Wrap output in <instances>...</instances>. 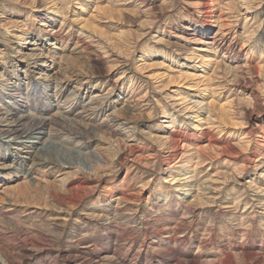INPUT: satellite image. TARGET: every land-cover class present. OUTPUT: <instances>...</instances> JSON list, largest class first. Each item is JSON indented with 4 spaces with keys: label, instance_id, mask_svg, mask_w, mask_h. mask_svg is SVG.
I'll use <instances>...</instances> for the list:
<instances>
[{
    "label": "rangeland",
    "instance_id": "374dc122",
    "mask_svg": "<svg viewBox=\"0 0 264 264\" xmlns=\"http://www.w3.org/2000/svg\"><path fill=\"white\" fill-rule=\"evenodd\" d=\"M203 2L0 0V264H264V0Z\"/></svg>",
    "mask_w": 264,
    "mask_h": 264
},
{
    "label": "bare ground",
    "instance_id": "6f19581e",
    "mask_svg": "<svg viewBox=\"0 0 264 264\" xmlns=\"http://www.w3.org/2000/svg\"><path fill=\"white\" fill-rule=\"evenodd\" d=\"M212 3H213V0H204V2H203V4H202V6H203V10H204V8H206L205 9V11H203V13H206V12H208V14L210 13V9L208 10V8L207 7H209V6H211L212 5ZM250 7V6H249ZM250 9V8H249ZM249 11V10H248ZM207 14V13H206ZM210 17V16H209ZM203 28H204V26H203ZM197 29V28H196ZM200 42H201V40H200ZM36 91H38V89H35V92ZM20 89L19 88H12V89H10V92L9 91H7L5 94H7V97H2V99L3 100H16V98H18V96L20 97ZM37 93V92H36ZM94 110V109H93ZM5 111H6V109H5ZM4 110L2 111V112H5ZM244 112H242V114H243ZM5 114H8L9 115V120H8V123H7V125H8V127L6 128V129H4L5 131H6V133H8V134H10L11 136H13V138L14 139H17V138H22L23 136H25L28 132H30V133H33V132H38L40 129L42 130V128H43V126L46 124L45 123V119L44 118H38L37 117V119H35V118H28V115L27 114H25V113H22V111H17L16 110V108H14V109H8L6 112H5ZM30 114V113H29ZM247 114V116H249V113L248 112H246L245 113V115ZM5 116V115H4ZM3 116V117H4ZM41 116V115H40ZM35 117V116H34ZM42 117V116H41ZM1 118V117H0ZM199 118V117H198ZM2 119V118H1ZM6 119H8V117H6ZM63 119V118H62ZM48 120V119H47ZM56 121H57V119H56ZM2 122V121H1ZM61 122V121H60ZM195 122L197 123V122H199V123H203L202 122V119H198V120H196L195 119ZM67 123V122H66ZM206 123H208V121L206 122ZM5 124H6V122H5ZM205 124V123H204ZM63 127V126H62ZM194 127H196V126H194ZM209 127H211V129H213V128H215L214 127V125H212V123L211 124H209L208 125V127H206L205 128V130H201L200 132L202 133V134H204V133H207L208 132V130H209ZM213 127V128H212ZM68 128H69V130L71 131V133H73V135H75V137L76 136H81V135H83V133H82V131L80 130V129H78V128H76V127H73V126H70V125H68ZM192 129H194V128H192ZM210 131V130H209ZM212 131V130H211ZM70 133V134H71ZM74 137V136H73ZM168 138H170V140L169 141H171V146L172 147H174V148H178V147H182V146H184L185 144H186V142H184L183 140H181V139H177V138H174L173 137V135L172 134H170L169 136H168ZM213 139H216V138H214L213 137ZM239 139V143L240 142H242V138H238ZM80 140V139H79ZM82 141V140H81ZM210 139L208 140V142L206 143V145H208L210 142ZM244 143V142H243ZM212 144V143H211ZM241 145V144H240ZM49 146L50 147H52V148H60V143H57V142H54V141H49V142H47V143H44L42 146H41V150L40 151H46L47 150V148H49ZM170 146V147H171ZM51 149V148H50ZM226 149H229V151L231 152V153H236V149L234 148V146L232 145V144H228L227 146H226ZM74 150V149H73ZM225 150V149H224ZM76 151V150H75ZM56 152V151H55ZM69 152H71V151H69ZM45 153V152H44ZM66 153V152H65ZM64 153V154H65ZM58 156V155H57ZM68 156V155H67ZM67 156H65V155H60V159L59 160H63V163H68L69 165L70 164H73V163H71L72 161H70V159H71V156H69V157H67ZM74 156H77V155H75L74 154ZM79 157V156H78ZM171 157V156H170ZM174 157V156H173ZM49 158V157H48ZM58 158V157H57ZM56 158V159H57ZM180 159V158H179ZM179 159H178V161H179ZM54 160V159H53ZM61 163V162H60ZM72 166V165H71ZM247 252V251H246ZM247 255H249V256H254L255 254H254V252H247ZM253 258V257H252ZM251 259V258H250Z\"/></svg>",
    "mask_w": 264,
    "mask_h": 264
}]
</instances>
